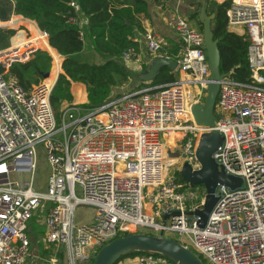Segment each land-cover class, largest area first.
Wrapping results in <instances>:
<instances>
[{
	"label": "built area",
	"instance_id": "2783aa9c",
	"mask_svg": "<svg viewBox=\"0 0 264 264\" xmlns=\"http://www.w3.org/2000/svg\"><path fill=\"white\" fill-rule=\"evenodd\" d=\"M205 1L227 3V26L243 28L246 59L261 81L223 78L212 129L197 126L190 112L204 103L209 70L202 33L185 17L166 22L178 39L173 56L157 33L132 38L136 45L142 41L147 59L174 63L173 82L127 90L94 109L64 103L58 119L49 102L54 82L41 81L25 92L8 74L11 63H25L32 53L1 60L17 48L0 51V264H24L30 253L28 224L37 213L44 214V243L56 248L44 264L91 263L110 241L142 230L176 241L202 264H264V0ZM67 23L84 26L78 18ZM121 61L136 74L143 57L129 47ZM211 131L222 138L214 163L241 185L216 186L215 207L199 228L193 212L202 209L205 190L190 188L168 166L179 159L180 166L198 171L197 144ZM37 145L50 166L45 191L33 188ZM76 205L94 208L88 222L74 223ZM115 264L173 263L150 255Z\"/></svg>",
	"mask_w": 264,
	"mask_h": 264
},
{
	"label": "trees",
	"instance_id": "16d2710c",
	"mask_svg": "<svg viewBox=\"0 0 264 264\" xmlns=\"http://www.w3.org/2000/svg\"><path fill=\"white\" fill-rule=\"evenodd\" d=\"M9 1L12 2L13 15L33 22L37 29L47 36L46 43L33 24L18 18V22L27 26V29L31 31V38L26 39L24 32H18L12 37L15 31L7 30L10 42L14 44L12 46L19 47L22 43L29 42L34 48L47 50L53 59V67L51 69L49 54L36 50L27 62L11 63L8 74L16 78L23 91L28 92L41 82L38 72L47 73L51 69L50 78L46 82L49 84L54 81L61 68L62 73L57 76L49 98L51 109L55 118L58 119L61 104L73 101L70 92L71 83L84 87L86 103L82 107L94 109L104 104L111 96L121 94V92L113 94V89L127 85L131 77L136 78L123 66L121 54L129 47L137 48V45L132 42V38L144 32L141 19H149L148 3L156 7L161 6L167 0ZM210 8L215 14L214 20L211 22V30L214 33V39L218 40L220 72L238 82L248 80L247 44L241 37L227 31L225 15L227 3L211 5ZM71 18L82 19L84 26L69 25L67 21ZM189 19L201 32L197 14L189 16ZM29 28L35 31V35ZM18 30L22 31V28H18ZM80 31L83 34L82 40L79 38ZM12 46L0 51L12 49ZM86 46L101 58V63L90 64L75 59L76 55L87 48ZM166 50L173 56L177 51V45L168 46ZM55 53L64 58L60 67V58ZM20 54L15 52V56ZM173 81L174 76L170 71L167 68H162L152 81L145 84L138 80V86L131 89H138L145 85L161 86ZM75 98L79 99L80 103L85 101L82 89L76 90ZM175 176L179 178L178 171H175ZM50 253L46 257H49ZM135 256L150 255L131 254L121 257L119 261Z\"/></svg>",
	"mask_w": 264,
	"mask_h": 264
},
{
	"label": "water",
	"instance_id": "95a60500",
	"mask_svg": "<svg viewBox=\"0 0 264 264\" xmlns=\"http://www.w3.org/2000/svg\"><path fill=\"white\" fill-rule=\"evenodd\" d=\"M194 6H198L197 22L201 26L203 37L202 50L206 58L209 76L204 103L192 105L190 112L194 123L203 128L214 127L215 102L219 90V82L227 77L220 72V54L218 50V40L214 39V33L211 30V22L214 20L213 11L208 12V4L205 0H192ZM36 50L31 44L21 48L18 53ZM15 55V50L13 51ZM17 53V52H16ZM12 53L3 55L1 60L12 58ZM63 61V60H62ZM167 68L172 72L175 68L174 63L162 58H153L142 73L137 74L136 78L142 83L152 81L157 73ZM42 81L50 78V72H38ZM222 141L215 131L203 133L198 141L195 151V157L200 165L198 171H191L188 164L184 163L178 170L179 178L190 188L202 186L205 190L204 203L201 210L193 212L198 217L197 226L202 228L205 224L211 210L215 207L217 199L214 197V191L217 185H222L234 190L239 188L241 180L232 176L225 175L222 170H218L212 159V154L219 147ZM169 215H165V220ZM131 254L156 255L167 259L173 264H202L187 248L183 247L174 240L159 236L147 234L124 235L110 241L101 247L93 257L90 264H115L123 256Z\"/></svg>",
	"mask_w": 264,
	"mask_h": 264
},
{
	"label": "rangeland",
	"instance_id": "374dc122",
	"mask_svg": "<svg viewBox=\"0 0 264 264\" xmlns=\"http://www.w3.org/2000/svg\"><path fill=\"white\" fill-rule=\"evenodd\" d=\"M191 2H192V0H167L161 6H156V7H154L150 3H148V10H149L148 12H149V18L150 19H148L147 22H148L149 26L152 28L153 27L157 28V24L154 23V25H153V22H151L152 17L160 19L161 22L163 23L165 20L169 19L171 16H173L175 14L179 15L181 17H185V18H189V16H191L193 14H198V7H195L194 5H192ZM0 7L4 8L5 4H3V3L1 4V2H0ZM208 11L209 12L211 11L210 6H208ZM142 20H144V19H142ZM193 24H194V22H193ZM0 25L3 26V21H2L1 15H0ZM34 27H35V30L39 34L40 31L37 29L36 26H34ZM18 28H21V27L14 26L10 29L8 27L7 28L0 27V50L7 48L9 46V44H11L10 36L7 34V32H8L7 30L15 31V33L12 37H14L18 32H24L26 39L31 38V31H29L27 29L28 27L22 28V31L18 30ZM45 40L47 42V38H45ZM28 43L29 42H24L21 44V46L15 47V48H17L16 52L20 51L21 48H23L22 45H26ZM35 50H40L42 52H47L49 54V52L47 50H41V49H37V48H35ZM49 56L51 58V55H49ZM75 59H77L79 61L89 62L90 64H99L102 62L101 58L98 55H96V53L92 52V50L88 47L85 50H83V52L76 55ZM60 63H62L61 58H60ZM51 67H53V60L52 59H51ZM55 81H54V84H55ZM138 84H139L138 79L131 77V80L129 81V83L127 85H122L120 87H117V88L113 89L112 92H113V94L114 93L117 94L120 92L123 93V92L131 89L132 87L138 86ZM77 89H82V91L85 93L84 87L82 85L71 83L70 92H71V95L73 97L72 102H76V103H78V101H80L79 99L75 98V94H76ZM63 104L64 103L61 104L60 108L63 106ZM215 114H216V111H215ZM172 153H174V152H172ZM171 157H173V156H171ZM169 158H170V156H169ZM180 164H181V161L179 159H177V160H175L174 164L168 166V168L170 171L175 172L176 170L180 169V167H181ZM49 174H50V166L46 160L45 150H44L42 145H37L35 147L34 170H33V177H32L33 188L35 190H38V191H45ZM94 211H95L94 208L91 206L76 205L74 208V213H73L74 223L76 225H79V224H83V223L88 222L90 220L91 216L94 214ZM43 219H44V214L43 213H37L32 217L31 222L29 223V228L27 231L28 239L30 240L29 256H33L35 258L34 259H28V263H31L33 261L34 262L33 264H44L45 261L48 260L51 255L55 254L56 248L54 246H46V244L44 243ZM140 233L147 234V235H149L151 233L150 235H155V234H152V232L147 231V230H142V232H140ZM49 252H51L49 257H46ZM57 252L60 256L63 255V257L65 258V251H64L63 247H59L57 249Z\"/></svg>",
	"mask_w": 264,
	"mask_h": 264
},
{
	"label": "crops",
	"instance_id": "0c3cea01",
	"mask_svg": "<svg viewBox=\"0 0 264 264\" xmlns=\"http://www.w3.org/2000/svg\"><path fill=\"white\" fill-rule=\"evenodd\" d=\"M1 2V4L3 3V4H5V7L4 8H1L0 7V15H1V18H2V21H3V28H12V27H14V26H19V27H21V28H24L25 26L24 25H22L20 22H18V18H20L22 21H27V22H29V23H31V24H33L34 26H36L33 22H31V21H28V20H25V19H23L22 17H20V16H15V15H13V13H12V2L11 1H9V0H1L0 1ZM174 16H176V14L175 15H173V16H171L169 19H171V18H173ZM150 19V18H149ZM169 19H167V20H165L163 23L161 22V20L160 19H158V18H155V17H152V21L151 22H153V25H154V23L155 24H157V28H155V27H150L149 26V24H148V22H147V20H142L141 19V25H142V28H143V30H144V32H146V31H152V32H154V33H157V34H159L160 36H162L163 38H164V40H165V42H166V44H167V47L168 46H171V45H173V44H177L178 43V39H177V37L175 36V34L171 31V30H169L168 28H167V26H166V22L169 20ZM188 19V21H189V23H190V25H192V26H194V27H196L194 24H193V22L192 21H190L189 20V18H187ZM27 27V26H26ZM32 30V29H31ZM154 30V31H153ZM227 31L228 32H230V33H233V34H235V35H237V36H239V37H241V33H242V31H240V30H237L236 32L237 33H234V32H231L228 28H227ZM143 32V33H144ZM35 33V32H34ZM142 33V34H143ZM142 34H137L135 37H138L140 40H141V36H142ZM242 38V37H241ZM47 43V42H46ZM142 41L140 42V44L139 45H137V48L141 51V55H142V57H143V64L141 65V69H140V71L138 72V73H136V74H133V75H135V76H137V74H139V73H142L144 70H145V68H146V66L149 64V62L153 59H147L146 58V55H145V52L143 51V48H142ZM54 51V50H53ZM55 52V51H54ZM56 54V53H55ZM50 55V54H49ZM57 55V54H56ZM59 58H61L62 60L64 59V58H62V57H60L59 55H57ZM155 58V57H154ZM61 66V63H60V65H59V67ZM52 68V67H51ZM51 70V69H50ZM62 73V71H61V68H60V73H58V74H56V77L54 78V81L56 80V78H57V76L59 75V74H61ZM171 74H172V72H170ZM50 75H51V71H50ZM53 81V82H54ZM145 84H147V83H145ZM84 93V92H83ZM84 95H85V101L84 102H82L83 104H85L86 103V94L84 93ZM168 141V140H167ZM30 222H31V220H30ZM29 222V223H30ZM28 228H29V224H28ZM33 256H29L27 259H26V261L24 262V264H33L34 262L32 261L31 263H28V259H34L35 257H33ZM37 259V258H36Z\"/></svg>",
	"mask_w": 264,
	"mask_h": 264
},
{
	"label": "bare ground",
	"instance_id": "6f19581e",
	"mask_svg": "<svg viewBox=\"0 0 264 264\" xmlns=\"http://www.w3.org/2000/svg\"><path fill=\"white\" fill-rule=\"evenodd\" d=\"M22 25H23V24H22ZM24 26H25V25H24ZM25 27H26V26H25ZM227 28H228L231 32H234V33H237V32H236L237 30L242 31V33H241V37H242L243 41L246 42V40H245V34H244V31H243V28H242L240 25H228ZM29 29H30V28H29ZM30 30H31V29H30ZM32 31H33V30H32ZM33 32H35V31H33ZM34 34H35V33H34ZM20 43H21V42H20ZM15 44H16V43H15ZM17 44H19V43H17ZM12 45H14V44H12ZM12 45H9V46H12ZM247 62H248V60H247ZM248 70H249V78H248V80H252L253 82L260 83L261 81H260L259 77L253 74V70H252V68H250V66H249V62H248ZM226 76H227V75H226ZM227 77H228V76H227ZM78 103H80V101H78ZM168 141H169V140H168ZM168 141H167V143L169 144V146H172L171 142H168ZM171 150L174 151L173 148H171ZM172 163H173V161H172ZM172 163H171V164H172ZM171 164H170V165H171Z\"/></svg>",
	"mask_w": 264,
	"mask_h": 264
}]
</instances>
